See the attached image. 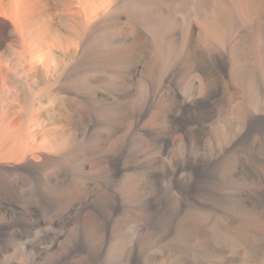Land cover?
Returning a JSON list of instances; mask_svg holds the SVG:
<instances>
[{"label": "bare ground", "instance_id": "bare-ground-1", "mask_svg": "<svg viewBox=\"0 0 264 264\" xmlns=\"http://www.w3.org/2000/svg\"><path fill=\"white\" fill-rule=\"evenodd\" d=\"M0 264H264V0H0Z\"/></svg>", "mask_w": 264, "mask_h": 264}, {"label": "rangeland", "instance_id": "rangeland-1", "mask_svg": "<svg viewBox=\"0 0 264 264\" xmlns=\"http://www.w3.org/2000/svg\"><path fill=\"white\" fill-rule=\"evenodd\" d=\"M15 232H16V229L15 228H12V229H10L9 234L15 233Z\"/></svg>", "mask_w": 264, "mask_h": 264}]
</instances>
